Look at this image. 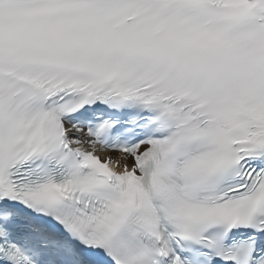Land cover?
Returning <instances> with one entry per match:
<instances>
[{
	"label": "snow or ice",
	"instance_id": "obj_1",
	"mask_svg": "<svg viewBox=\"0 0 264 264\" xmlns=\"http://www.w3.org/2000/svg\"><path fill=\"white\" fill-rule=\"evenodd\" d=\"M0 264H264V0H0Z\"/></svg>",
	"mask_w": 264,
	"mask_h": 264
}]
</instances>
